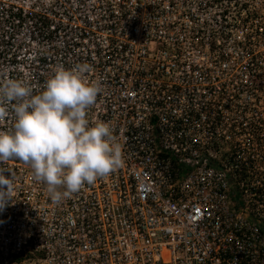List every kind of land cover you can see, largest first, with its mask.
Returning <instances> with one entry per match:
<instances>
[{
	"label": "built area",
	"instance_id": "obj_1",
	"mask_svg": "<svg viewBox=\"0 0 264 264\" xmlns=\"http://www.w3.org/2000/svg\"><path fill=\"white\" fill-rule=\"evenodd\" d=\"M83 63L123 164L57 203L0 162V264H264V0H0V84Z\"/></svg>",
	"mask_w": 264,
	"mask_h": 264
},
{
	"label": "clouds",
	"instance_id": "obj_2",
	"mask_svg": "<svg viewBox=\"0 0 264 264\" xmlns=\"http://www.w3.org/2000/svg\"><path fill=\"white\" fill-rule=\"evenodd\" d=\"M91 71L87 63L59 66L40 94L13 79L0 84V122L9 117V106L14 115L13 128L0 131V162L29 165L53 202L70 198L123 164L122 145L109 125H89L87 110L102 90L88 79ZM8 173L0 171V213L13 199L14 177Z\"/></svg>",
	"mask_w": 264,
	"mask_h": 264
}]
</instances>
